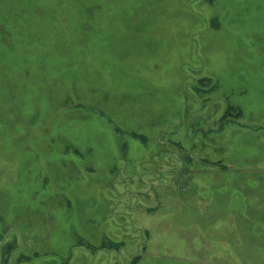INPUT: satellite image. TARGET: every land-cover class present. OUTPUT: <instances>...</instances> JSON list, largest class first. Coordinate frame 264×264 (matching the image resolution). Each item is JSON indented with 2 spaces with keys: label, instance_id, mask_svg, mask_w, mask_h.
Masks as SVG:
<instances>
[{
  "label": "rangeland",
  "instance_id": "1",
  "mask_svg": "<svg viewBox=\"0 0 264 264\" xmlns=\"http://www.w3.org/2000/svg\"><path fill=\"white\" fill-rule=\"evenodd\" d=\"M0 264H264V0H0Z\"/></svg>",
  "mask_w": 264,
  "mask_h": 264
}]
</instances>
